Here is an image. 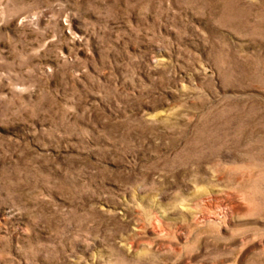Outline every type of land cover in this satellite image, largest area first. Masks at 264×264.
Wrapping results in <instances>:
<instances>
[{"label": "rangeland", "instance_id": "374dc122", "mask_svg": "<svg viewBox=\"0 0 264 264\" xmlns=\"http://www.w3.org/2000/svg\"><path fill=\"white\" fill-rule=\"evenodd\" d=\"M0 264H264V0H0Z\"/></svg>", "mask_w": 264, "mask_h": 264}]
</instances>
